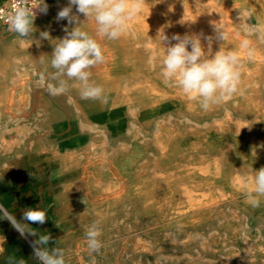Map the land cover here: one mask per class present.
<instances>
[{"label":"bare ground","instance_id":"6f19581e","mask_svg":"<svg viewBox=\"0 0 264 264\" xmlns=\"http://www.w3.org/2000/svg\"><path fill=\"white\" fill-rule=\"evenodd\" d=\"M212 22H221L228 34L222 47L241 54V83L229 100L204 111L164 82L160 69L167 45L162 39L174 34L214 36ZM245 22L264 29V0H144L129 34L115 41L102 39L106 60L91 69V81L104 89L108 103L81 99L78 87H71V104L62 109L38 101L41 125L52 136L68 134L56 148L45 146L11 161L6 172L37 165L51 178L57 171L65 178L69 197H81L95 209L100 230L119 216L108 211L116 208L127 217L157 214L158 223L178 231L168 238L176 246L196 240L185 231L201 227L229 203L246 198L259 170L255 163L264 161V41L250 37L255 54L249 60L239 49ZM219 47L214 41L212 54ZM19 100L30 102L26 95ZM0 143L9 146L4 139ZM243 146L250 162L234 165ZM46 214L56 233L74 217L72 208L56 218L50 210ZM87 217L83 211L77 223L84 224ZM258 224L264 228V218ZM138 250L145 252L146 245ZM234 259L246 264L236 253L225 256V261Z\"/></svg>","mask_w":264,"mask_h":264},{"label":"rangeland","instance_id":"374dc122","mask_svg":"<svg viewBox=\"0 0 264 264\" xmlns=\"http://www.w3.org/2000/svg\"><path fill=\"white\" fill-rule=\"evenodd\" d=\"M40 2L41 0H37L38 6ZM47 5L51 9L38 18L39 20L37 17L42 12L37 9L33 33L28 38H21L8 31L5 26H0L6 30L0 34V142L4 139L9 144L0 145V204L18 220L21 218L22 209L36 208L38 205L45 211L53 212L55 218L58 214H66L72 208L73 220L58 230V233L47 222L43 225H30L40 234H51L52 241L48 247H56L58 242V247L64 250L66 264H135L134 260L139 264H241L235 259L225 261V256L231 253L238 254L246 264H264V228L262 224H258V220L264 218V199L255 208H248L246 198L229 203L221 214L215 215L201 227L190 232L185 231L184 235L191 234L197 239L182 246H176L168 240L178 234V231L158 223L160 217L157 214L139 212L127 217L116 208H111L108 211L119 216L101 228L99 239L102 248L98 253L90 255L85 232L96 223L95 209L89 208L90 205L81 197H69L63 175L56 171L51 178L46 177L37 165L24 167L15 173L6 172L11 161L26 154L33 155L45 146L56 148L58 140H63L68 134L52 136L41 125L43 113L41 106L37 105L38 101L46 100L49 101L50 108L62 109L71 104L73 92L70 88L66 94L53 97L47 91V83H56L51 79L54 70L50 65L54 46L66 36L65 28H73L69 24L59 25L62 20H56L58 11L68 5L67 0H61L54 9V6ZM73 13H76L75 7ZM77 15L84 22L81 25L82 30L94 36V21H86L82 14ZM42 32L48 33L47 39L41 37ZM14 38L20 41H12ZM99 42L103 48L104 43L102 40ZM42 76L44 80L41 79ZM72 83L69 81L70 85ZM25 95L30 98L29 103L19 100ZM244 149V146L241 147L235 154L234 165L250 162ZM259 162L255 163L258 169L264 167V161ZM83 211L88 217L80 225L77 223V216ZM20 238L8 221L0 220V264H10V258L11 264L21 259L25 264H39L29 246V241L38 237ZM141 244H145L147 250L136 253Z\"/></svg>","mask_w":264,"mask_h":264},{"label":"clouds","instance_id":"9594fccd","mask_svg":"<svg viewBox=\"0 0 264 264\" xmlns=\"http://www.w3.org/2000/svg\"><path fill=\"white\" fill-rule=\"evenodd\" d=\"M48 7L45 0H41L37 9L47 14ZM73 7L76 10L75 14ZM143 10L144 0H68V5L58 11L56 20H67L69 25L76 26L71 30L64 29L66 36L59 40L52 51L50 65L54 73L51 79L56 83H47L49 94L56 97L66 94L71 87H78L81 99L98 100L106 105L108 98L104 95V89L91 81V69L106 60L99 41L105 38L115 41L129 34L130 22L138 18ZM77 14H82L86 21H94V36L82 30L81 25L84 22ZM35 15L36 11L33 12L27 6L17 7L14 12L6 16L8 30L21 38H28L33 33ZM212 27L214 36L203 33L183 36L174 34L170 40L166 36L162 39L167 45L164 46L165 53L160 69L164 82L177 87L189 100L197 101L204 111L229 100L238 91L241 83L240 52L222 47L228 39V34L221 22H212ZM242 33L239 49L251 60L255 48L250 37L257 35L264 41V29L245 22L242 25ZM40 35L44 39L48 37L47 32H42ZM214 41L219 42L220 47L212 54ZM41 79L44 80V77L42 76ZM69 81L74 83L70 85ZM251 185L245 193L246 201L254 208L259 207L260 198L264 197V167L255 171ZM47 219L46 211L39 205L36 208L22 209L21 218L18 220L0 204V220L8 221L22 239L38 237L30 240L29 246L39 264H66L64 250L58 247V242L56 247H48L52 241L51 234H40L30 226L43 225ZM100 236L101 230L98 224L93 223L86 229L85 237L90 255L98 253L102 248ZM15 264H25V261L21 259Z\"/></svg>","mask_w":264,"mask_h":264},{"label":"built area","instance_id":"2783aa9c","mask_svg":"<svg viewBox=\"0 0 264 264\" xmlns=\"http://www.w3.org/2000/svg\"><path fill=\"white\" fill-rule=\"evenodd\" d=\"M19 6H27L32 9L33 12L37 11V0H5L0 5V26H8L6 16L15 11Z\"/></svg>","mask_w":264,"mask_h":264},{"label":"crops","instance_id":"0c3cea01","mask_svg":"<svg viewBox=\"0 0 264 264\" xmlns=\"http://www.w3.org/2000/svg\"><path fill=\"white\" fill-rule=\"evenodd\" d=\"M1 2H3V0H0V3H1ZM4 2H5V1H4ZM4 2H3V3H4ZM60 2H61V0H45V3H47V4H49V5H52V6H53L54 4H59ZM3 3H2V4H3ZM50 9H51V7L48 8V10H50ZM43 15H44V13H42L41 15H39V16L37 17V19L40 18V17H42ZM38 20H39V19H38ZM5 27H6V29L8 30V27H9V26H5ZM8 31H9V30H8ZM3 32H6V30L0 28V34L3 33ZM0 41H1V40H0ZM12 41H14V42H18V41H20V39H18V38H14ZM0 44H1V42H0Z\"/></svg>","mask_w":264,"mask_h":264}]
</instances>
